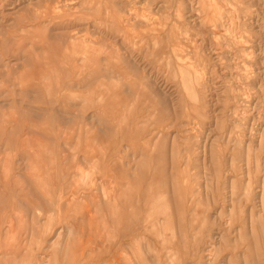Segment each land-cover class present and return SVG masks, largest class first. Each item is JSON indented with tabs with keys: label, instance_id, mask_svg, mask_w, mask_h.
Listing matches in <instances>:
<instances>
[{
	"label": "rangeland",
	"instance_id": "374dc122",
	"mask_svg": "<svg viewBox=\"0 0 264 264\" xmlns=\"http://www.w3.org/2000/svg\"><path fill=\"white\" fill-rule=\"evenodd\" d=\"M0 190V264H264V0H0Z\"/></svg>",
	"mask_w": 264,
	"mask_h": 264
},
{
	"label": "crops",
	"instance_id": "0c3cea01",
	"mask_svg": "<svg viewBox=\"0 0 264 264\" xmlns=\"http://www.w3.org/2000/svg\"><path fill=\"white\" fill-rule=\"evenodd\" d=\"M53 53H54V51H53ZM55 54H53V56H54ZM55 57V56H54ZM54 59H56V57L54 58ZM70 66V67H69ZM69 66H61V65H59V64H55V65H51V68L53 69V71L54 72H56L57 74H58V76H59V81L61 82V83H59V86L58 87H62V88H64V89H69V88H72V87H80L79 85H78V83H77V81H75L74 79H76V78H74V77H70L71 78V80L70 81H64L62 78H64L65 77V73L67 72V71H69L70 72V70L72 71V68H73V71H75L76 69H75V67H76V65L74 66H72V65H69ZM60 67H62V69L60 70ZM69 68V70H67ZM45 70H48V68H46ZM63 70H64V72H63ZM50 76V75H49ZM62 77V78H61ZM73 78V79H72ZM54 81H56V80H54ZM37 83H39V84H37ZM35 85L34 84H32L31 85V87H39L40 85H41V81H39V82H37ZM47 83H54L53 81H48ZM62 83H64V84H62ZM61 84V85H60ZM65 85H66V87H65ZM68 85V86H67ZM42 86V85H41ZM44 89H46V92H48V94L51 96V98L52 99H50V100H53L54 102H57V100L59 99V100H72V99H76V98H78L77 97V95H73L72 94V96L71 97H69V98H67V97H65L64 96V94H62V90H64V89H58V87H49V86H42ZM99 88H101V86L98 84V85H96V90L97 89H99ZM43 90V89H42ZM66 91V90H65ZM29 92V91H28ZM95 92H97V91H95ZM64 93V92H63ZM62 94V95H61ZM61 95V96H60ZM58 96V97H57ZM63 98V99H62ZM100 98L102 99V100H105L103 97H101L100 96ZM56 99V100H55ZM58 100V101H59ZM121 101V100H120ZM115 104H116V101H115V103L113 104V108H114V106H115ZM125 105V104H124ZM121 102H119L118 103V108H117V112L119 113L120 111H121V120H124V118H125V106H124ZM119 118V117H118ZM80 135H81V133L79 132V135H78V141H79V139H80ZM39 142V141H38ZM45 148V150L47 151V153H49V156H48V158L46 159L47 161H49V163L47 164V166L48 167H62V166H64V167H76V168H78V167H82V166H86V164L84 163V165H79L78 163L76 164L75 162L77 161V157H78V154L76 153L75 155H69L70 157H72V158H67V159H65V160H67V161H71V162H73V163H71L70 165H68L66 162L65 163H62V161L64 160V158H66V156L65 157H63L62 156V153L61 152H66L67 150L66 149H64V147H62L61 149H55L54 147H44ZM77 150H79V149H74L73 151H77ZM55 151L57 152V153H61V156L60 155H56V154H54L55 153ZM54 154V155H53ZM53 155V156H52ZM55 158V160L54 159H52V158ZM62 157H63V160H62ZM82 159V161L83 162H86L87 160H85L86 159V157H82L81 158ZM60 160V163L59 164H56V163H53V162H56V161H59ZM85 160V161H84ZM64 164V165H63ZM57 171V170H56ZM72 174V176L73 177H75L76 175H79V173L78 172H73V173H71ZM58 179H57V181H56V183H57V185L59 186L60 184H61V173L60 172H58ZM75 179V178H74ZM76 181V180H75ZM76 191L77 192V189L75 188V187H73L72 188V191Z\"/></svg>",
	"mask_w": 264,
	"mask_h": 264
},
{
	"label": "bare ground",
	"instance_id": "6f19581e",
	"mask_svg": "<svg viewBox=\"0 0 264 264\" xmlns=\"http://www.w3.org/2000/svg\"><path fill=\"white\" fill-rule=\"evenodd\" d=\"M201 9H202V8H201ZM202 12H203V10H202ZM212 13H213V12H212ZM214 14H216V13H214ZM206 17H207V16H206ZM206 17H205V18H206ZM117 19H119V18H117ZM120 19H122V18H120ZM120 19H119V21H120ZM207 19H208V17H207ZM207 19H206V20H207ZM214 20H215V19H214ZM122 21H123V20H122ZM132 22H133V21H132ZM121 23H122V22H121ZM153 23H154V22H153ZM155 24H156V23H155ZM115 25H116V24H115ZM156 25H157V24H156ZM121 28H122V27H121ZM121 28H120V29H121ZM166 28H167V27H166ZM230 28H231V27H230ZM169 29H171V28L169 27ZM172 29H173V28H172ZM135 32H136V31H135ZM138 32H139V31H138ZM165 32H166V31H165ZM140 33H141V32H140ZM130 34H131V33H130ZM135 34H136V33H135ZM135 34H134V35H135ZM137 34H138V33H137ZM124 35H125V34H124ZM131 35H132V34H131ZM162 36H163V35H162ZM124 37H125V36H124ZM84 39H85V38H84ZM91 39H92V38H91ZM82 40H83V39H82ZM85 40H86V39H85ZM94 40H96V39L94 38ZM94 40H93V41H94ZM126 40H127V39H126ZM126 40H125V41H126ZM132 40H133V39H132ZM132 40H130V41H132ZM76 41H77V40H76ZM91 41H92V40H91ZM91 41H90V42H91ZM97 41H98V40H97ZM95 42H96V41H95ZM132 42H133V41H132ZM224 42H225V41H224ZM86 44H89V43L87 42ZM92 44H93V42H92ZM92 44H91V45H92ZM130 44H132V43H130ZM89 45H90V44H89ZM95 45H96V44H95ZM97 45H99V44H97ZM100 46H101V45H100ZM122 46H123V45H122ZM171 46H172V45H171ZM173 47H174V46H173ZM133 49H134V48H133ZM174 50H175V48H174ZM85 51H87V50H85ZM89 52H90V51H89ZM89 52L87 51V53H89ZM172 52H173V51H172ZM90 54H91V53H90ZM90 57H91V56H90ZM92 58H93V57H91V59H89V60L92 61ZM97 59H98V58H97ZM99 59H100V58H99ZM100 60H101V59H100ZM57 61H58V60H57ZM178 62H180V61H178ZM89 63L91 64L90 61H89ZM94 63H95V62H94ZM98 64H99V63H98ZM114 64H115V63H114ZM73 65H74V66H75V65L78 66L77 64H73ZM115 65H116V64H115ZM84 68H86V67H84ZM180 68H181V67H180ZM180 68H179V69H180ZM61 69H62V67H60V70H61ZM68 69H69V68H68ZM68 69H67V70H68ZM75 69H76V67H75ZM118 69L120 70V68H118ZM246 69H247V68H246ZM76 70H78V68H77ZM76 70L74 71L75 73L77 72ZM179 71H180V70H179ZM63 72H64V70H63ZM74 72H73V73H74ZM87 72H88V71H87ZM87 72H86V73H87ZM174 73H175V72H174ZM65 74L68 75L67 73H65ZM176 74H177V72L175 73V77L177 76ZM180 74H182V73L180 72ZM74 76H75V75H74ZM181 76H182V75H181ZM181 76H180V77H181ZM66 77H67V76H66ZM178 77H179V76H178ZM61 78H62V77H61ZM92 78H93V77H92ZM102 78H103V77H102ZM126 78H127V77H126ZM41 79H42V78H41ZM62 79H63V78H62ZM72 79H73V78H72ZM178 79H179V78H178ZM75 80H76V79H75ZM41 81H42V80H41ZM181 81H182V79H181ZM42 82H44V81H42ZM60 83H61V82H60ZM34 84H35V83H34ZM37 84H39V83H37ZM37 84H36V85H37ZM62 84H64V83H62ZM78 84H79V83H78ZM60 85H61V84H60ZM67 86H68V85H67ZM65 87H66V85H65ZM186 88H187V87H186ZM66 89H67V88H66ZM65 92H66V91H65ZM62 94H63V92H62ZM62 94H61V95H62ZM61 95H60V96H61ZM189 95H190V94H189ZM57 97H58V96H57ZM65 97H66V96H65ZM188 97H189V96H188ZM188 97H187V98H188ZM191 97L193 98V96H191ZM195 98H196V97H195ZM51 99H52V98H51ZM62 99H63V98H62ZM188 99H189V98H188ZM55 100H56V99H55ZM58 100H59V99H58ZM58 100H57V101H58ZM59 101H60V100H59ZM193 101H194V99H193ZM193 101H192V102H193ZM193 103L195 104V102H193ZM198 103H199V102H198ZM190 104H191V103H190ZM130 109H131V108H130ZM131 112H132V111H131ZM131 112H130V115H131ZM128 113H129V112H128ZM128 113H127V114H128ZM125 117H126V115H125ZM183 117H184V116H183ZM126 120H128V119H126ZM126 122H127V121H126ZM124 125H125V123L122 125V127H123ZM196 125H197V124H196ZM125 150H126V149H125ZM34 151H35V154L38 156V159L43 158V152H42V150H40V149H36V150H34ZM129 152H130V151H129ZM121 153H123V152L121 151ZM125 153H126V152H125ZM120 156H122V155H120ZM30 157H31V160L35 159V158H34V154H33V156H30V155H29V158H28V159H30ZM122 159H123V158H122ZM31 160H30V161H31ZM127 160H128V159H127ZM121 162H122V161H121ZM131 162H132V161H131ZM126 163H127V162H126ZM129 163H130V162H129ZM14 164H15V163H14ZM16 165H18V164H16ZM21 165H22V164H21ZM21 165H20V166H21ZM95 165H97V164H95ZM95 165H94V166H95ZM120 165L122 166V163L119 164V167H120ZM31 166H34V165H30V164H29V167H31ZM37 166H38V165H37ZM100 166H101V165H100ZM100 166H99V168L102 167V166H101V167H100ZM105 167H106V166H105ZM128 167H129V166H128ZM27 169H28V166H27ZM101 169H102V168H101ZM18 170H19V169H18ZM124 170H125V169H124ZM130 170H131V169H130ZM88 171H89V170H88ZM122 171H123V170H122ZM125 171H126V170H125ZM123 172H124V171H123ZM123 172H122V174H123ZM1 173H2V172H1ZM87 173H91V172L89 171V172H87ZM87 173H86V174H87ZM11 174H13V173H11ZM11 176H12V175H11ZM26 177H27V176H26ZM119 178H122V177H119ZM128 178H129V177H128ZM21 179H22V178H21ZM26 182H27V181H26ZM124 182H125V181H124ZM13 183H14V182H13ZM92 183H93V182H92ZM9 184H11V183H9ZM23 184H24V183H21V185H23ZM13 185H14V184H13ZM6 186H7V185H6ZM6 186H5V187H6ZM19 186H20V185H19ZM12 187H13V186H12ZM10 190H12V188L8 185V186H7V192H9ZM131 190H132V189H131ZM70 191H72V190H70ZM65 192H66V191H65ZM72 192L75 193V190L72 191ZM119 192H120V191H119ZM131 192H133V191H131ZM76 193H77V192H76ZM76 193H75V194H76ZM64 194H65V193H64ZM7 195H8V193H3V190H0V202H2L1 197H2V196H7ZM73 195H74V194H73ZM109 195H110V194H109ZM127 197H128V196H127ZM56 198H57V200H59L58 204H59V211H60V210H61L60 207H62V206L64 205L63 202H62L64 196H63V194H61V195H59V196L56 197ZM74 198H76V197L74 196ZM74 198H73V199H74ZM70 202H71V203H69L68 208H70V207H74V206H77V202H78V204L81 203L80 201H78V200H76V199H75V200H71ZM7 209H8V207H5V208H4V211H3V214H4V215H6V213H7ZM66 209H67V208H66ZM1 212H2V211H1ZM68 214H69V213H68ZM58 216L60 217V215H58ZM106 216H107V215H106ZM129 216H130V215H129ZM129 216H126V219H127L128 221H131V220L128 218ZM89 217H90V216H89ZM75 221H77V220H75ZM66 223H67V222H66ZM90 223H91V222H90ZM61 224H62V223H61ZM128 224H129V223H128ZM73 226H74V224H73ZM141 241H142V240H141ZM71 244H72V243H71ZM71 247H72V245H71ZM4 248H6V247H4ZM3 254H4V253H3ZM110 255H112L111 252H110ZM115 257H116V256H115ZM106 258H107V257H106ZM115 260H116V259H115ZM72 261L75 262V260H71V262H72ZM47 262H48V261H47ZM49 262H50V260H49ZM52 262H53V261H52ZM71 262H70V264H74V262H73V263H71ZM110 262H111V261H110ZM110 262H109V263H110ZM49 264H50V263H49Z\"/></svg>",
	"mask_w": 264,
	"mask_h": 264
}]
</instances>
